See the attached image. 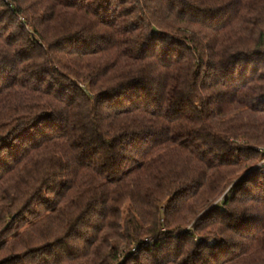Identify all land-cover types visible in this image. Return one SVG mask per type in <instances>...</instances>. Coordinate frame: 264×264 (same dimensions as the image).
<instances>
[{"label":"trees","instance_id":"1","mask_svg":"<svg viewBox=\"0 0 264 264\" xmlns=\"http://www.w3.org/2000/svg\"><path fill=\"white\" fill-rule=\"evenodd\" d=\"M262 160L264 0H0V264H264Z\"/></svg>","mask_w":264,"mask_h":264},{"label":"rangeland","instance_id":"2","mask_svg":"<svg viewBox=\"0 0 264 264\" xmlns=\"http://www.w3.org/2000/svg\"><path fill=\"white\" fill-rule=\"evenodd\" d=\"M263 162H264V160H262L261 162H259L258 165H261V163H263ZM258 165H257V166H258ZM242 177H243V176H240L239 178L235 179V181H234L233 183L239 181ZM233 183H232L231 185H229L227 189H225L221 194H219V195L216 197L215 202L213 203V205L216 204V203H218V202H220V201H221V200L227 195V193L230 191V188H231V186L233 185ZM168 199H170V198H168ZM189 227H190V226H189ZM213 241H214V240L211 239V242H213ZM137 256H138V254H137ZM119 263H120V262H118V264H119Z\"/></svg>","mask_w":264,"mask_h":264}]
</instances>
